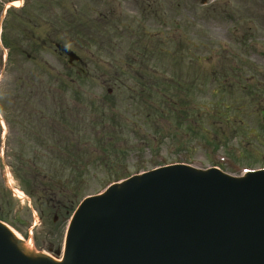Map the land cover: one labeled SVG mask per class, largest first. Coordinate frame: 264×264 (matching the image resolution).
Returning <instances> with one entry per match:
<instances>
[{"label": "rangeland", "instance_id": "1", "mask_svg": "<svg viewBox=\"0 0 264 264\" xmlns=\"http://www.w3.org/2000/svg\"><path fill=\"white\" fill-rule=\"evenodd\" d=\"M165 9L169 28L154 39L157 20L122 9L154 26L138 42L129 35L137 25L103 30V0H0V218L24 239L33 197L71 190L76 208L109 183L164 164H218L234 175L264 167V0H169ZM57 42L81 64L71 67ZM35 136H49L50 146ZM35 148L60 151L38 161L57 172L20 168L17 155L35 160ZM62 152L72 174L61 169Z\"/></svg>", "mask_w": 264, "mask_h": 264}, {"label": "water", "instance_id": "2", "mask_svg": "<svg viewBox=\"0 0 264 264\" xmlns=\"http://www.w3.org/2000/svg\"><path fill=\"white\" fill-rule=\"evenodd\" d=\"M25 243L0 220V264H264V170L182 163L135 174L79 204L62 260Z\"/></svg>", "mask_w": 264, "mask_h": 264}, {"label": "flooded vegetation", "instance_id": "3", "mask_svg": "<svg viewBox=\"0 0 264 264\" xmlns=\"http://www.w3.org/2000/svg\"><path fill=\"white\" fill-rule=\"evenodd\" d=\"M114 1H117V3L114 4V6H112V5H108L107 0H103V30H117V29L122 30L125 28V29H128L129 31H131V29H132L131 26L137 25L138 32L131 31L132 36H134V35H136L137 37L146 36L147 35L146 29L148 27L153 28L154 26H152V24L150 22H149L150 23L149 24L146 21H145L146 27L141 25V22L140 23L138 21L134 22L136 17H134L133 14L135 12L138 15L143 14V16H149L150 18L157 20L158 21L157 23L152 22L153 24H156L157 27H154V28L157 30H161L163 28V32H164L166 29L169 28L167 19H165V18L162 19L161 13H160V12L166 13L165 5H166V3L169 2V0H108L109 3L114 2ZM134 5H136V6L140 5L142 8L141 11H139L138 8H135ZM127 8H128L129 13H133L132 15H129L127 13H123V10L127 9ZM163 9H164V11H163ZM148 20H149V18H148ZM124 21H130V22L127 25L124 23ZM140 27H141V29H139ZM139 30H141V33H139ZM122 33H124V32H122ZM164 33L160 32V31L155 32L153 34H150V38L151 39L152 38L153 39L159 38ZM131 34H129V35H131ZM107 40H109V39H106V41ZM163 41H164V39H163ZM108 42L110 44H112V42L110 40ZM164 44H165V42H164ZM62 137L64 139L66 138L65 136H62ZM27 138H28V136H27ZM33 139H36L35 141L38 142V144H41L42 146H43V144L46 146H50L45 141V140L49 139V136H42V137L41 136H35V137H33ZM35 149H36L35 151L29 152L31 157L35 158V160L28 159L26 161H23V156L26 155V154L23 155L24 152H20V155H17L18 157H21V159L19 160L20 168H26V164H29L30 167L26 170L28 172L33 173V174H40V173L47 174L49 172H54V171L57 172L56 166L51 167L52 168L51 171H50V169L45 171L43 168L38 167V161H42L43 159H46L52 155L55 156L57 154H60V151H55V148H52L51 152L40 153V152H38L39 150H37V148H35ZM25 152H27V150ZM62 154H63L62 157L65 159L63 164L64 163L65 164L61 167V169L62 170L67 169V170H69L67 172L72 174V168H74V167H72V165H70L69 161L66 160V157H69L70 153L69 152H62ZM77 162L80 163L79 157H78ZM44 177L47 179V182H49L50 184H53L52 178H47L46 175H44ZM75 178L76 179L80 178L78 171H76V173L73 177L71 176V178H68V180L71 181V183H73L75 181ZM68 182H67V185L69 184ZM78 185L80 187L81 184H78ZM68 189H69V187H68ZM49 191H50V189H49ZM33 200L35 202V207L38 206L37 209L36 208L33 209V212H34L33 217L37 216L38 222H35V219L33 218L34 221L32 220L33 224L31 225V228L34 229V227L37 225V229H40L39 232L43 233L44 236H47L46 238H42L40 247L45 249L46 251H49L53 254H56L60 251V245H58V240L62 237V234H63L62 230L65 228V225L69 219L71 209L74 208L75 196L73 195L72 191L69 190L68 195H63L60 197L55 195L52 198H44L43 197L40 199L39 202L33 197ZM31 202H32V200H31ZM49 218H51V225L50 226H48L45 223V221ZM44 223L47 226L41 227L42 225H44ZM38 225H39V228H38Z\"/></svg>", "mask_w": 264, "mask_h": 264}, {"label": "bare ground", "instance_id": "4", "mask_svg": "<svg viewBox=\"0 0 264 264\" xmlns=\"http://www.w3.org/2000/svg\"><path fill=\"white\" fill-rule=\"evenodd\" d=\"M14 5H16V6H18L19 5V3L17 4V3H15ZM15 195L17 196V197H19L21 200L22 199H24V194L20 191V190H15ZM37 220V219H36ZM12 228V227H11ZM13 229V228H12ZM13 231L17 234V236L18 237H20V238H22L14 229H13ZM25 245L27 246V247H30V245L28 244V242L27 243H25Z\"/></svg>", "mask_w": 264, "mask_h": 264}]
</instances>
